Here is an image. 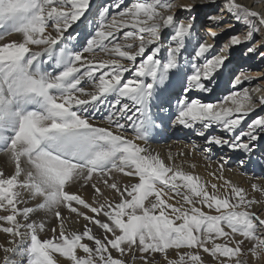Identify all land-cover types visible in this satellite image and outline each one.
<instances>
[{
	"label": "snow or ice",
	"instance_id": "6c2138e0",
	"mask_svg": "<svg viewBox=\"0 0 264 264\" xmlns=\"http://www.w3.org/2000/svg\"><path fill=\"white\" fill-rule=\"evenodd\" d=\"M91 7V0H0V154L14 166L0 170L7 236L0 264H209L207 257L264 264V213L254 211L260 200L224 177L223 158L210 174L219 183H209L148 146L160 127L158 106L206 145L254 154L264 116L242 125L264 97L255 100L245 86L251 77L229 72L227 62L231 47L264 34V12L226 0L221 13L247 32L217 51L211 41L222 14L207 17L213 23L193 44L195 17L179 20L175 0H116L120 11L104 6L96 23ZM179 7L191 13L194 5ZM257 51L258 44L247 48ZM226 73L225 95L197 98L213 94ZM214 127L231 139L207 134ZM250 187L264 194V186ZM41 211L55 221L43 239L46 223L33 218Z\"/></svg>",
	"mask_w": 264,
	"mask_h": 264
},
{
	"label": "bare ground",
	"instance_id": "6f19581e",
	"mask_svg": "<svg viewBox=\"0 0 264 264\" xmlns=\"http://www.w3.org/2000/svg\"><path fill=\"white\" fill-rule=\"evenodd\" d=\"M115 2L116 0H102L101 4L103 5V7L104 6L109 7L112 14H117L120 11V9L112 7L115 4ZM131 2L132 0H124V3L126 4H130ZM237 2L245 6L252 7L253 10L264 12V3H261V0H237ZM175 4L177 5V7L174 8L175 13L179 10V8H181L179 7V5L193 4L194 7L196 5L199 7L198 8L199 16H205V6H206L207 11H212L213 15L222 14L224 20L232 18L230 17L231 15L226 10L223 13H221V8L225 6L226 0H175ZM218 7L221 8L218 12H216ZM101 9L102 8H100L99 10ZM92 16H97V12L96 13L91 12V17ZM198 20H202V19H198ZM89 21H92L93 23L98 22V16L95 19H93L92 17V20ZM208 22L210 24L213 23L209 20ZM232 23L235 24L237 23V21L235 19H232ZM207 31H208V27H207ZM199 36H203V35H200L197 32H193L192 34L193 44H195L196 39ZM242 36L243 38L240 36L239 38L244 39L246 34ZM259 36L261 37V39L254 42V44H258V50L264 47V34H259ZM14 39H18V36L14 35L5 38L6 41H11ZM3 42L4 41H0V43ZM75 44H76L75 40L68 41V46L70 48L73 47ZM232 51L234 50L233 49L228 50L229 53H231ZM249 54L250 53L246 52L243 55L244 59L242 60L241 65L244 66L249 65V61L251 60L250 57L251 55ZM44 58L46 59V57ZM235 58L236 59L239 58V55L237 54ZM259 59L264 60V57L260 55ZM229 61H230V57H229ZM252 63H254V61ZM45 67H47V65H45ZM49 70L51 69L49 68ZM225 75H227V73ZM221 79L218 81V86ZM249 91H250V95L253 96V98L257 101L259 100V98L264 97V92L262 95H255L254 92H252L251 90ZM179 92H180V85L179 83L174 82L170 90V94L173 95L172 109H171L173 113L175 112L174 97L175 94H178ZM199 95L200 97L197 98H202L203 100H206L208 102H216L218 101L217 98H219L216 96L209 98L211 96L209 94H199ZM154 103L158 105L159 102L154 101ZM260 108H264V107H257L255 111L259 110ZM255 111L250 113V115L244 121L242 127H246L248 122L250 123L253 119L259 116H264V114L259 115L258 112L255 113ZM152 113L155 117L158 118L157 123L160 125V127L155 128L151 132L148 141V146L150 147V149L154 151V153H158L160 157L165 160L166 163H171L168 161V156L169 154H171L172 157L174 158L175 165L182 166V168L185 171L199 175L203 179V181L209 183L218 182V181H214L213 177L210 174L213 172H218L219 163L223 158V162L226 164V170L223 173L224 177L230 180L231 182H233L234 184H236L237 186L243 187L246 190V192H248L250 197L259 199L260 203L255 205L254 211H256L258 214L264 213V194L260 192H253L250 187L251 184L253 183L257 184L258 186H264V160L261 159L264 138H261L258 142H256V145L254 147V154L245 155L243 152L240 151H231L227 147L221 148L215 145L212 146L206 145L204 137H200L196 135L195 130L187 129L182 126H174L170 122L169 113L160 111L158 106L152 109ZM102 116H104V113L96 114L95 121L97 123H100ZM105 123H106V117H105ZM199 127L200 126L197 125V128ZM128 134L129 136L133 134L130 127L128 130ZM207 134L222 137L224 139H229V140L231 139L230 135L220 131L218 128L215 127L209 130ZM182 153L184 155H181ZM241 161H243V166L241 165ZM191 165H195V168L193 169ZM23 166L26 167L27 165L24 164ZM0 170L5 171L6 174H10L14 171V166L8 160V157L3 154H0ZM115 175L117 176L118 179L123 176L122 173H117ZM73 190L75 191L76 189L74 188ZM81 194L85 198H89L91 196L90 191L89 192L81 191ZM23 206L24 205H21V207ZM28 206H35V201H29ZM63 211L65 215H68L66 209H64ZM33 218L38 223L41 220H43L46 223L45 231L40 234L41 238L43 239L45 238V236H50L51 233L48 232V228L55 226V221L53 217L41 211L38 214H34ZM70 227L79 228L80 224L70 222ZM6 242H7L6 234L0 232V243L6 244ZM2 256L3 253L0 252V257ZM244 258L248 259V257H244ZM207 259L209 261V264H211L212 258L207 257ZM137 264H139V261H137Z\"/></svg>",
	"mask_w": 264,
	"mask_h": 264
},
{
	"label": "rangeland",
	"instance_id": "374dc122",
	"mask_svg": "<svg viewBox=\"0 0 264 264\" xmlns=\"http://www.w3.org/2000/svg\"><path fill=\"white\" fill-rule=\"evenodd\" d=\"M102 0H91V9L90 11L93 13L98 12V10L100 8L103 7V5L101 4ZM211 7V6H209ZM198 6L196 5L195 7H193V10L191 13L183 10L182 8H179V10L175 13V16L179 19V20H186L189 15L195 17V28L197 33H199L200 35H205V33H207V26L210 25V23L208 22L207 17H209L210 15H213L212 11H207V7L205 6V16H199L198 14ZM221 7H218L217 11L218 12L220 10ZM89 16V20L97 18V16ZM203 17V18H201ZM232 17V16H230ZM198 19H202V20H198ZM232 19H234L233 17L231 19H225L221 22L222 27L220 29H216L217 30V37L215 38L214 41H212L215 44V49L216 50H220L225 44L228 43L229 37L230 36H240L243 38L242 35L246 34L247 32V28L245 25H243L242 23H232ZM229 25H231L232 27H230ZM126 30V29H125ZM241 38V39H242ZM261 37L259 36V34H256L255 38L253 41L250 42H245L243 44H241L240 46H236V47H231L230 49H233L234 51H232L230 53V61H228V70L229 72H233V71H237V70H243L244 73L246 75H249L251 77V81L250 82H246L245 86H247L249 88V90H251L252 92H254L255 95H262L264 92V60L263 59H259V54L260 52L264 51V47L260 48L256 53H250L249 55H251V60L249 61V65H241L242 60L244 59L243 55L247 52V48L249 46H251L252 44H254V42L260 40ZM243 40V39H242ZM239 55V58H235L236 55ZM254 61V63H252ZM227 75H225L220 83L219 86L216 88L215 92L213 94H211V96L209 98H212L214 96L216 97H221L222 95L226 94V88H227ZM254 89H259L258 91L254 90ZM206 96V95H204ZM198 97H200V95H198ZM219 98H217L219 100ZM202 99V98H200ZM210 100V99H208ZM258 112L259 115L264 114V108H260L259 110L255 111V113ZM249 123V122H248ZM263 151H262V155H261V159L264 160V143H263Z\"/></svg>",
	"mask_w": 264,
	"mask_h": 264
}]
</instances>
